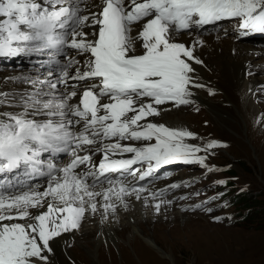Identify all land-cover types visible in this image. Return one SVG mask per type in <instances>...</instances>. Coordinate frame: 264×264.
Listing matches in <instances>:
<instances>
[{
    "label": "snow or ice",
    "instance_id": "obj_1",
    "mask_svg": "<svg viewBox=\"0 0 264 264\" xmlns=\"http://www.w3.org/2000/svg\"><path fill=\"white\" fill-rule=\"evenodd\" d=\"M224 19L240 21L241 37L264 34V0H99L87 11L81 0H0V57L55 50L68 59L55 82L41 81L53 90L66 85L64 92L37 91L21 97L17 106L23 111H0V173L23 165L49 181L43 192L0 190V264L46 260L42 253L51 251L49 241L79 227L85 204L95 212L90 201L98 193L89 190V177L92 186L101 177L116 184L108 173L135 176L141 169L133 165L139 164L146 165L139 176L144 180L163 165L192 162L189 157L202 150L184 143L193 134L148 118L160 115L156 106L190 104V86H200L192 83L188 61H202L193 55L194 46L175 42V35ZM73 64L81 67L70 73ZM70 80L88 84L78 92L79 83ZM74 98L77 103L69 104ZM218 146L223 145L209 143L203 150ZM94 152L102 153L98 164L92 162ZM44 153H67L72 159L62 168L49 159L45 172ZM126 154L131 155L114 158ZM197 162L203 165L204 159ZM81 165L88 171L78 173ZM49 196L62 207L49 203L46 212L31 216L29 209L43 207ZM104 196L109 198L107 192ZM30 217L35 223H4Z\"/></svg>",
    "mask_w": 264,
    "mask_h": 264
},
{
    "label": "rangeland",
    "instance_id": "obj_2",
    "mask_svg": "<svg viewBox=\"0 0 264 264\" xmlns=\"http://www.w3.org/2000/svg\"><path fill=\"white\" fill-rule=\"evenodd\" d=\"M212 29L214 31L211 33L207 31L198 34L206 36L214 32L216 33L215 27ZM230 37L229 33L225 36L221 34L222 39H229ZM174 39L180 40V36L177 35ZM237 41L255 46L254 55L256 58L252 62L253 65L258 66L256 63L260 61L261 57H264V53L262 52L264 47L258 46L259 43L257 41H239V39ZM199 46L203 48L205 44L202 42V46L201 44ZM65 51L71 52L72 50L66 49ZM206 51L210 53L212 49L206 48ZM40 52H44L47 55V51L45 50ZM48 53L50 55L47 56L51 58H49V61H45L43 66L54 63H57L56 66H59L63 61V57L60 54H56L55 50H50ZM51 53H55L56 57ZM20 59L21 57L18 58V60ZM31 61H35L37 64H33ZM18 62L10 61L8 68L26 70L39 66L42 67L38 61L28 56L25 60L22 58L20 61L24 62L25 65L19 66ZM4 68H7V65L0 63V79L3 77L4 80L9 81L11 80L9 78L13 76L1 72ZM45 68L41 69V71H31L32 75L28 78H17L14 76L16 79L13 80L19 84L29 83L30 81L33 83L35 81V84L46 87V83H39V80L41 78L45 79L48 74L49 69L46 70ZM250 76L252 77L250 82L258 84L254 101L256 113H258L256 118L252 119L251 110L246 111L244 109V117L238 123L234 114H239L231 109V107H235L232 103L226 104L228 110H230L229 113H222L221 115L226 120V123H222V121L216 123L217 121L213 120L215 118H212L213 114L210 108L205 104H199L201 106L199 109L184 106L176 107V111L181 117L183 129L209 133L214 138L229 143L230 146L221 150L217 158L214 159V162L223 166V172L217 174L218 177L230 180L231 183H234L235 188V184H238L244 190L242 198L247 200L243 202V205L242 202H238V199H236V204L242 214L245 215V220L229 225L220 223L218 219H215L214 223L211 221L210 215H205L199 209L187 208L186 204H182L180 200L177 201V198L174 199V193L170 195L165 193L161 198L171 196V200H169L171 203L170 207H163L162 204H157L159 207L153 208L155 211L151 213L146 214L143 211L136 213L137 219L144 217V215L155 218H151V221L146 224L145 219L142 218L140 224H142L143 229L140 232V236L134 233L132 227L129 228L127 224L125 226L122 224L118 228V231L113 233L112 241L106 242L103 239L100 242L95 240L91 242L88 240L89 243L91 242L89 245L94 243L92 249L90 246H87V239H81L69 245L71 248V252H68L69 264H75L79 260H81L82 264H264V72ZM54 78L56 80L55 75ZM236 93L238 94V92ZM220 95L221 97H219ZM207 98H209L210 101H208L212 105L223 104V93L221 90H217L216 94ZM167 110H172V108L167 107ZM231 112L234 113L231 114ZM176 118L177 115L174 116V119ZM43 158L45 159L44 156ZM52 158H46L44 160L45 164ZM177 175L178 177H185L184 169H181ZM47 179L48 177H45L42 180L45 181ZM31 180L32 183H23L27 187H21L22 190L35 186L37 182H43L39 179V181H36V176ZM172 182L166 183L164 188ZM105 188H108V186H105ZM9 189L7 190L14 194L19 190L17 186ZM138 193L145 195L142 192ZM125 197L128 198L129 196ZM249 198H253L254 200L250 202ZM124 212L126 210H122L118 216L107 217L105 220L116 224L125 223L122 218L132 214H126V212L122 215ZM139 213L141 217H139ZM85 214L77 228L78 231L80 229H89L88 227H92L93 223L99 221L93 211ZM128 233H131L129 234L130 236ZM143 233L147 238L151 239L152 247L145 245L146 239L142 238ZM160 249L163 251V254H160ZM90 250H92L91 253H89ZM164 253L172 255V263L164 258ZM83 261L89 262L85 263ZM43 264H49L48 257L46 260H43Z\"/></svg>",
    "mask_w": 264,
    "mask_h": 264
},
{
    "label": "bare ground",
    "instance_id": "obj_3",
    "mask_svg": "<svg viewBox=\"0 0 264 264\" xmlns=\"http://www.w3.org/2000/svg\"><path fill=\"white\" fill-rule=\"evenodd\" d=\"M99 0H81V7L87 11L88 8H90L94 4H98ZM95 10V9H93ZM215 26H213L214 28ZM85 31H91V29H85ZM216 33L210 34V35H199L189 32V34H176L175 36H180L179 41L182 43H185L188 47L194 46L193 55L202 61L200 65H194L193 68L196 70L197 76L202 79L204 84L207 82L212 86L215 90H221L223 93V100L222 103L214 104L212 105L211 102H209V98L206 97L205 93L203 91H195V99L197 100L198 104H205L210 108L213 117L215 118L213 120L222 123H226V120L221 117L222 113H229L230 110L227 108V103H232L235 105V107H231V109L234 110V112H237L236 115L234 114V117L236 121L242 120V117H244V109L246 111L251 110L252 119L256 118V109H255V96H256V89H258V84H255L254 82H250L252 80V77L250 75H256L258 73L264 72V57L260 58V61L257 62L258 66L253 65V59L256 58L255 54V46L246 45L244 43L238 42L237 40H233V37H230L229 39H222L221 33L217 30H215ZM246 40V39H242ZM253 40V39H248ZM197 41H201L205 44V47L208 49H212L210 53L206 51L205 47H200ZM240 41V40H239ZM47 51V55H50ZM230 51V52H228ZM71 52H74L72 50ZM228 52V54H227ZM264 53V48L262 50ZM23 56L19 61L25 60V58L30 57L33 60H36L39 62V65L42 66V64L45 61H49L51 57L44 54V52H34V53H22ZM21 54V55H22ZM53 56L56 57L55 53H51ZM19 57V58H20ZM18 60V59H17ZM53 63V61H52ZM255 63V62H254ZM50 65V64H48ZM57 63H54V66H56ZM4 68L1 72L5 73L6 75H12L13 77L17 78H28L30 77L31 71H41L42 67H34L26 70H17V68ZM50 78L47 79V81H53L55 82L54 74H49ZM9 78L11 80L6 81L3 79V77L0 79V93H6L7 96L0 95V100H6V103L0 104V111H6V112H20L23 111L22 107H18L17 105H20L23 103L21 100V97L24 99H27V96L29 94L35 93L37 91H43V92H56L57 94L64 92L63 86L58 87L57 89L53 90L49 88L48 86L42 87L41 85L32 83L30 81L29 83H21L14 82V78ZM30 79V78H29ZM25 80V79H24ZM70 90V89H69ZM238 92V94L236 93ZM221 97V95L219 96ZM47 98V97H42ZM209 100V101H208ZM249 105V106H248ZM160 109H162L159 116H152L151 119L155 122H162L165 125L173 128H180L182 127L181 117L178 115V112L176 111V107L172 108L170 105H160L156 106ZM167 107L172 108V110H167ZM166 109V110H163ZM232 110V111H233ZM32 110L29 109V112ZM234 112H231L234 113ZM230 114V115H231ZM177 115V118L174 119V116ZM211 117V116H210ZM37 120L45 119L46 117L43 116H35L32 117ZM48 154V153H44ZM45 156V155H43ZM51 158V157H50ZM60 158V156H59ZM55 160V157L51 159ZM55 165L57 168H62V163L60 161H56ZM43 169H47L46 166L43 167ZM13 175H18L16 179H13V176H8V180H10L11 186H8L7 189L13 188L14 186H17L19 190L15 192L20 194L24 191H29L30 189L33 191H45L48 187V179L43 182H37L35 186L24 188L22 190L21 187H27L26 184H23L25 182H22L21 180V172H17ZM36 175H39L38 172H32L30 178H35ZM28 178V177H26ZM39 181V180H38ZM171 181H174V178L165 180L163 183L159 185V187L164 188L166 183H170ZM32 185V184H31ZM0 186H5L0 184ZM107 187V185H105ZM105 186H98L94 187L93 189H89L90 191L94 193H98V195H95L91 199V203L96 204V210L94 215L97 216L98 222L93 223L92 227H88L89 229L79 231L77 229H71L67 232H61L59 236L53 237L49 241V246L51 251H45L43 252L44 256L49 258V264H69L68 257L71 252V248L69 245H72L73 243L78 242L81 239H87L86 243L87 246H90L92 249V245H89L91 242L105 240L106 242L112 241L113 233L118 231V228L125 226L127 224V227L133 228L134 233H137L140 236V232L143 229L142 224H140V221L142 218L145 219V224L149 221H151L153 218V214L150 217L149 215L137 219L136 213L139 211H143L144 213H151L153 208L157 207V204H162L163 207L168 206L170 207L171 203L169 200H171V197H164L161 198L160 195L155 196L151 193H145V195L139 194L138 192L128 191L129 197L126 198L125 194L121 193L118 188L116 187H110L105 188ZM15 189V188H14ZM109 189H114L113 191H108ZM2 190V189H0ZM4 190V189H3ZM10 190V189H9ZM108 193V199H105L104 194ZM152 192V191H151ZM119 194V198H117ZM160 196V197H159ZM52 198V197H51ZM49 198V200H46L43 207L40 209H33L30 210L31 216H35L41 212H46L47 207L49 203L55 204L57 207H62V205L54 201L53 199ZM85 200H88V198L85 197ZM105 205H110L107 207V210H105ZM86 211L85 213L92 212L91 208L89 207V204H85ZM147 209V210H146ZM172 209V208H171ZM180 209V208H179ZM122 210H126L122 215L126 214H132L127 215L126 217L122 218L123 222L125 223H110L107 222L105 219L107 217L112 216H118L120 215ZM180 212V211H179ZM84 213V215H86ZM176 214V213H175ZM181 214V213H179ZM139 217L140 213L138 214ZM187 215V214H186ZM183 216V215H180ZM123 217V216H122ZM53 219H55V216H53ZM130 219V220H129ZM23 221H9L7 223H24ZM26 224L29 223H35L34 220L28 218ZM137 227V228H136ZM126 228V227H124ZM127 229V228H126ZM130 231V230H129ZM132 231V230H131ZM131 233H128V235ZM144 234V233H143ZM130 236V235H129ZM149 236V235H148ZM129 238V237H128ZM135 238V237H134ZM143 239H146V246H151V239L147 238L145 234L142 237ZM90 240L91 242L89 243ZM132 241V240H131ZM144 243V242H143ZM148 243V244H147ZM156 244V243H155ZM86 246V247H87ZM87 250V249H86ZM99 250V249H98ZM92 250L89 251L91 253ZM76 253V252H75ZM163 254V251L160 249V254ZM164 258L169 260L171 263L173 262L172 255L164 253ZM78 258V257H77ZM73 259V258H72ZM71 259V261H72ZM74 260V259H73ZM141 260V259H140ZM76 262V260H74ZM100 261V260H99ZM85 262V261H83ZM89 262V261H87ZM85 262V263H87ZM77 264H82L81 260L79 262H76ZM75 263V264H76ZM102 263V262H101ZM88 264V263H87Z\"/></svg>",
    "mask_w": 264,
    "mask_h": 264
},
{
    "label": "trees",
    "instance_id": "obj_4",
    "mask_svg": "<svg viewBox=\"0 0 264 264\" xmlns=\"http://www.w3.org/2000/svg\"><path fill=\"white\" fill-rule=\"evenodd\" d=\"M244 195H239V196H236V199H238V202H242V204H243V202H245V200H247V199H243L242 197H243ZM250 202H252L254 199L253 198H249L248 199ZM244 205V204H243Z\"/></svg>",
    "mask_w": 264,
    "mask_h": 264
},
{
    "label": "water",
    "instance_id": "obj_5",
    "mask_svg": "<svg viewBox=\"0 0 264 264\" xmlns=\"http://www.w3.org/2000/svg\"><path fill=\"white\" fill-rule=\"evenodd\" d=\"M66 52V51H65ZM64 55V54H63Z\"/></svg>",
    "mask_w": 264,
    "mask_h": 264
}]
</instances>
